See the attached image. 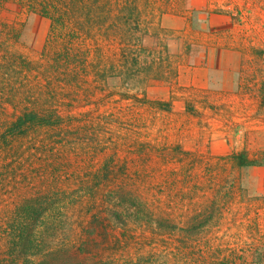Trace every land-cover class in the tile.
Masks as SVG:
<instances>
[{"label": "rangeland", "instance_id": "374dc122", "mask_svg": "<svg viewBox=\"0 0 264 264\" xmlns=\"http://www.w3.org/2000/svg\"><path fill=\"white\" fill-rule=\"evenodd\" d=\"M45 2L0 0V134L57 109L74 174L103 167L165 210L182 264H263L264 0Z\"/></svg>", "mask_w": 264, "mask_h": 264}, {"label": "trees", "instance_id": "16d2710c", "mask_svg": "<svg viewBox=\"0 0 264 264\" xmlns=\"http://www.w3.org/2000/svg\"><path fill=\"white\" fill-rule=\"evenodd\" d=\"M57 1L74 13L73 0ZM45 13L52 15L47 8ZM71 127L69 116L40 107L23 112L0 134V264H182L186 247L173 237L177 226L165 210L156 213L153 201L117 178L103 182V167L84 178L74 174L61 156ZM26 152L29 158H23ZM232 157L240 167L258 163L246 152ZM82 210L91 218L84 233L69 224ZM108 217L115 228L103 227Z\"/></svg>", "mask_w": 264, "mask_h": 264}]
</instances>
